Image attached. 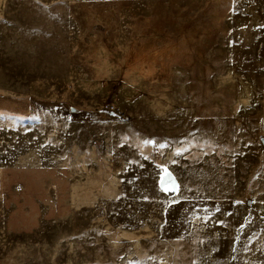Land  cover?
Returning <instances> with one entry per match:
<instances>
[{
	"label": "rangeland",
	"instance_id": "obj_1",
	"mask_svg": "<svg viewBox=\"0 0 264 264\" xmlns=\"http://www.w3.org/2000/svg\"><path fill=\"white\" fill-rule=\"evenodd\" d=\"M0 264H264V0H0Z\"/></svg>",
	"mask_w": 264,
	"mask_h": 264
},
{
	"label": "water",
	"instance_id": "obj_2",
	"mask_svg": "<svg viewBox=\"0 0 264 264\" xmlns=\"http://www.w3.org/2000/svg\"><path fill=\"white\" fill-rule=\"evenodd\" d=\"M160 188L168 195L177 194L179 192V182L175 175L170 171H165L160 180Z\"/></svg>",
	"mask_w": 264,
	"mask_h": 264
},
{
	"label": "crops",
	"instance_id": "obj_3",
	"mask_svg": "<svg viewBox=\"0 0 264 264\" xmlns=\"http://www.w3.org/2000/svg\"><path fill=\"white\" fill-rule=\"evenodd\" d=\"M3 137H4V136H2V138H1V142H3Z\"/></svg>",
	"mask_w": 264,
	"mask_h": 264
}]
</instances>
